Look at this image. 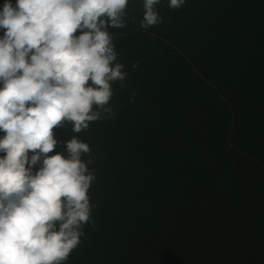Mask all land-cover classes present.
Listing matches in <instances>:
<instances>
[{"label":"trees","instance_id":"trees-1","mask_svg":"<svg viewBox=\"0 0 264 264\" xmlns=\"http://www.w3.org/2000/svg\"><path fill=\"white\" fill-rule=\"evenodd\" d=\"M167 5L145 30L130 0L110 29L128 87L114 85L115 119L80 134L96 226L67 264H264V0Z\"/></svg>","mask_w":264,"mask_h":264},{"label":"clouds","instance_id":"clouds-1","mask_svg":"<svg viewBox=\"0 0 264 264\" xmlns=\"http://www.w3.org/2000/svg\"><path fill=\"white\" fill-rule=\"evenodd\" d=\"M129 3L5 0L0 10V264H67L95 229L96 157L80 134L115 119L114 85L128 87L110 29L127 27ZM160 3L143 0L142 29L164 23ZM66 126L73 135L60 141L54 129Z\"/></svg>","mask_w":264,"mask_h":264}]
</instances>
